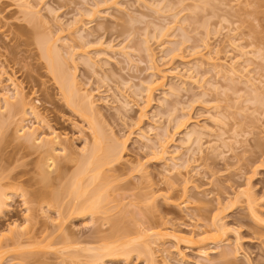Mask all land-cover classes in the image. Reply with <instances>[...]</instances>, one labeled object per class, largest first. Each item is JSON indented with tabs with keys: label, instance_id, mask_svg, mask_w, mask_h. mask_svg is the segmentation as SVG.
Here are the masks:
<instances>
[{
	"label": "rangeland",
	"instance_id": "obj_1",
	"mask_svg": "<svg viewBox=\"0 0 264 264\" xmlns=\"http://www.w3.org/2000/svg\"><path fill=\"white\" fill-rule=\"evenodd\" d=\"M24 1L37 22L17 0H0V106L16 85L37 112L0 110V233L9 243L0 264H264V0ZM45 34L72 55L78 86L96 102L92 121L126 141L123 160L105 167L107 190L95 185L107 191L95 216L70 213L69 195L39 203L28 193L44 187V153L19 137L23 126L56 131L73 153H59L51 175L63 177L48 190L66 185L91 141L87 117L42 54ZM138 223L172 234L153 263L134 250L86 256L136 237ZM15 224L23 235L12 242Z\"/></svg>",
	"mask_w": 264,
	"mask_h": 264
},
{
	"label": "bare ground",
	"instance_id": "obj_2",
	"mask_svg": "<svg viewBox=\"0 0 264 264\" xmlns=\"http://www.w3.org/2000/svg\"><path fill=\"white\" fill-rule=\"evenodd\" d=\"M17 1V5L21 7V10L27 12V15L29 14L31 20H36L34 22H37V20H39L38 10H34L27 1ZM163 31H161L162 33L160 35L164 33ZM50 36L51 35L47 36L45 34L41 38H38V43L40 44L39 47L41 46L40 48L42 49V54L43 56H45V58H47L49 68L54 77L57 79V82L60 85L61 91L64 94L67 103L77 111H81L82 114L87 117V120L89 122L88 124H90L89 128H91V141H86V145L83 148L86 153L83 152L84 154L79 156V158L82 156L80 160H77V162H80L77 163L78 166L73 171L70 179L67 180L66 185L63 184V186L61 185L62 187H56L48 190L47 188L50 187L55 180H57L58 178L61 179L63 177V174L60 173L57 177H53L51 175L53 174V167H57V156L59 155V153L67 155V152L69 156V154L71 153H69L68 147L66 145H63V143L61 142V135L56 131H52L51 133H44L41 136H37L35 127H21V131H17L21 134H19V137L23 136L26 143L35 145L36 147H40L42 149V152L44 153L38 164L39 170L37 172V177H39L38 181L44 183V187H36L28 193L32 201H36L39 203L46 201L48 198H52L53 202L56 203L60 199H63L66 195H69L72 198L70 213L72 210V214L77 212V215L89 214L91 216H95L96 214H98L97 212L102 211V209L105 210V207L102 204L105 205L104 194L107 193V191L105 190H107L106 187L108 186V184H106L105 187L100 182L103 179L104 181L105 179H107V176L106 178L105 176H103L105 167H113V165H115L116 163L119 164L123 160L126 141L114 135L112 131L106 133L105 128L101 127L100 123H94L97 122L95 121L96 119L94 120V122L92 121V118H94L93 116H96L99 113H96V110L94 108L96 106V102L94 101L92 94L86 91L82 92V90L78 86L76 65L73 61L72 55L69 57V59L64 58L60 47L57 45L58 39H53V37L51 38ZM149 47L150 46L147 45V50L150 53L151 51ZM150 57H152V53H150ZM70 59L73 61H71L72 64L70 63ZM151 85H153V83H151L150 86ZM150 86L148 88L151 90L152 86ZM2 99L3 106H0V110L1 107H4L5 110H12L16 106H18L21 107L24 115H27L28 109H30L32 113L37 114L35 108L28 104L26 95H24L22 93V90H20L16 85L14 86L12 92L7 91L6 93H4ZM1 117L2 113L0 111V127L4 125V119H2ZM182 123H179L177 127L180 128ZM58 146H60V148ZM164 146V144H160V151L158 154L166 153L164 150ZM71 155H73V153ZM75 159L77 158L75 157ZM99 182L101 184H98ZM95 185H103V187L106 188L105 190L104 188H102V186L100 187L103 189V191H105L103 192L104 194L102 193V189L96 187ZM247 197L248 200L251 201V196L247 195ZM6 198L7 194L0 186V208L5 205ZM151 198H153V196ZM151 198L148 197L149 200ZM151 201L154 200L152 199ZM217 215L218 214L216 213V216H213V219L215 221H213V227L211 228V230L213 232L212 234L214 239H216L214 240L215 243H220L221 240L218 239L219 234L222 233L223 230H225V227L224 225H220V223H218L220 219L217 218ZM117 222L118 221L114 220V227L115 225H117ZM141 225L142 224L138 223L136 237L130 240L118 239L112 242L104 243L98 247L88 248V254L86 256L97 261L103 260L107 257H114L119 254L128 255V253L130 254V252L134 250L138 251V254L144 253L143 255H146L147 259L152 261L151 263H153V261L155 260L156 247L166 237H169L172 234L166 229L165 226H160L161 224L159 225V227H142ZM18 227L19 226L15 224L9 229L12 234L10 236L12 242H17L23 235L18 230ZM5 238V235L3 233H0V258L4 252L2 250L9 245L7 241H4ZM106 241L107 240L105 239V242ZM201 252L204 256H208L209 254L208 250L206 249L202 250ZM233 254V251L223 250L220 252V255L224 259H229Z\"/></svg>",
	"mask_w": 264,
	"mask_h": 264
}]
</instances>
